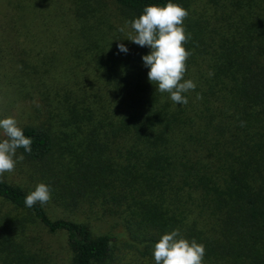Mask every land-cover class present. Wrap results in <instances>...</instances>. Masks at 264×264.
I'll return each instance as SVG.
<instances>
[{"label": "trees", "instance_id": "16d2710c", "mask_svg": "<svg viewBox=\"0 0 264 264\" xmlns=\"http://www.w3.org/2000/svg\"><path fill=\"white\" fill-rule=\"evenodd\" d=\"M114 1L133 20L154 4L188 11L185 79L196 88L175 104L143 60L90 40L98 26L84 23L93 73L63 86L23 68L20 90L38 99L19 125L32 151L16 154L51 199L29 208L34 189L0 178V264H49L44 234L65 235L63 264H113L119 237L94 230L92 217L113 219L144 264L175 229L205 246L204 264H264V146L249 143L264 126V0Z\"/></svg>", "mask_w": 264, "mask_h": 264}, {"label": "rangeland", "instance_id": "374dc122", "mask_svg": "<svg viewBox=\"0 0 264 264\" xmlns=\"http://www.w3.org/2000/svg\"><path fill=\"white\" fill-rule=\"evenodd\" d=\"M132 20L114 0H0V119L14 117L19 126L31 118L28 106L38 99V94L36 99H28L24 89L20 90L26 84L22 86L17 79L25 67H35L43 76L57 75L59 79L55 81L59 82L54 84L63 86L74 84L76 74L81 80L84 74L94 72L95 48H87L88 41L81 35L82 23L92 30L98 26L95 31L100 34L91 35L90 40L115 49L123 43L128 48L127 54L142 60L151 49L127 40L129 34H135L129 23ZM86 79L89 82L88 76ZM45 80L51 82L47 77ZM25 89L32 94V86ZM3 136L0 130V137ZM257 141L264 146V126L251 133L249 143ZM32 170L33 164L23 159L13 172L3 177L35 190L44 180ZM48 212L52 217L63 215L55 206H49ZM89 223L100 233L119 237L115 240L113 264L145 263L113 219L92 217ZM43 240L49 264H63L67 256L65 235L44 234Z\"/></svg>", "mask_w": 264, "mask_h": 264}, {"label": "clouds", "instance_id": "9594fccd", "mask_svg": "<svg viewBox=\"0 0 264 264\" xmlns=\"http://www.w3.org/2000/svg\"><path fill=\"white\" fill-rule=\"evenodd\" d=\"M188 15V11L181 5L168 2L163 6H146L138 18L129 22L135 34H129L127 40L151 49L149 54L142 57L144 66L150 69L149 81L157 86L159 92L168 93L177 105H186L188 99L185 93L196 88L194 81L185 79L187 60L191 55L185 47L190 39V34L184 27ZM117 47L120 52H128L123 43ZM201 98L197 95V99ZM0 130L6 137L0 140L2 178L5 173L13 172L19 161H23V155H16L18 149L23 148L31 153L32 140L26 137L14 117L0 119ZM50 199V186L40 183L26 196L25 205L31 208L37 203L47 204ZM205 254L203 244L194 239H186L179 229L163 234L155 244L153 252L156 264H204Z\"/></svg>", "mask_w": 264, "mask_h": 264}]
</instances>
